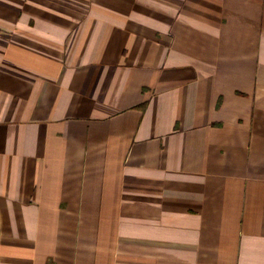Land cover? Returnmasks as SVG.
Here are the masks:
<instances>
[{
	"label": "crops",
	"instance_id": "obj_1",
	"mask_svg": "<svg viewBox=\"0 0 264 264\" xmlns=\"http://www.w3.org/2000/svg\"><path fill=\"white\" fill-rule=\"evenodd\" d=\"M0 264H264V0H0Z\"/></svg>",
	"mask_w": 264,
	"mask_h": 264
}]
</instances>
